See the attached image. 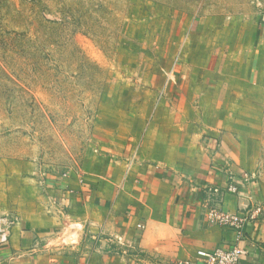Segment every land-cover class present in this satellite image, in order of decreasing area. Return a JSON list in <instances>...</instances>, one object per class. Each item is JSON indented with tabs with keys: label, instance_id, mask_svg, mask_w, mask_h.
I'll return each instance as SVG.
<instances>
[{
	"label": "crops",
	"instance_id": "1",
	"mask_svg": "<svg viewBox=\"0 0 264 264\" xmlns=\"http://www.w3.org/2000/svg\"><path fill=\"white\" fill-rule=\"evenodd\" d=\"M205 33L206 42L223 35ZM213 46H203V93L163 98L151 117L134 110L121 132L101 137L96 128L104 153L94 171L49 177L40 187L33 179L34 194L12 203L17 222L0 264H180L236 243L237 233L211 224L208 211L264 203L257 178L241 182L239 196L226 193L231 175L256 177L261 159L264 18H238L228 44ZM245 233L243 264H264V222Z\"/></svg>",
	"mask_w": 264,
	"mask_h": 264
},
{
	"label": "rangeland",
	"instance_id": "2",
	"mask_svg": "<svg viewBox=\"0 0 264 264\" xmlns=\"http://www.w3.org/2000/svg\"><path fill=\"white\" fill-rule=\"evenodd\" d=\"M238 18L258 25L264 0H0V218L33 179L94 171L96 128L121 132L134 110L203 93L206 48L228 44ZM261 153L264 189V134Z\"/></svg>",
	"mask_w": 264,
	"mask_h": 264
},
{
	"label": "built area",
	"instance_id": "3",
	"mask_svg": "<svg viewBox=\"0 0 264 264\" xmlns=\"http://www.w3.org/2000/svg\"><path fill=\"white\" fill-rule=\"evenodd\" d=\"M254 179H256L254 175L249 176L247 173L231 175L226 193L239 196L241 182H252ZM212 191L217 195L221 194L217 188ZM250 201H253L252 196H250ZM208 220L211 224L235 231L237 233L236 243L229 249L218 248L211 252L199 250L193 259L185 260L180 264H243V258L247 253L242 245L246 239L245 228L251 223L264 222V206L260 202H252L240 212L232 214L224 212L214 205L208 211ZM16 222V218L11 215L0 218L1 245L10 242L12 229Z\"/></svg>",
	"mask_w": 264,
	"mask_h": 264
}]
</instances>
